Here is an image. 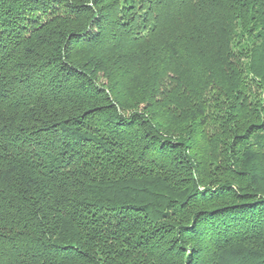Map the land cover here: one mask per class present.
I'll use <instances>...</instances> for the list:
<instances>
[{"label": "trees", "instance_id": "16d2710c", "mask_svg": "<svg viewBox=\"0 0 264 264\" xmlns=\"http://www.w3.org/2000/svg\"><path fill=\"white\" fill-rule=\"evenodd\" d=\"M0 264H264V0H0Z\"/></svg>", "mask_w": 264, "mask_h": 264}, {"label": "rangeland", "instance_id": "374dc122", "mask_svg": "<svg viewBox=\"0 0 264 264\" xmlns=\"http://www.w3.org/2000/svg\"><path fill=\"white\" fill-rule=\"evenodd\" d=\"M100 80V79H99Z\"/></svg>", "mask_w": 264, "mask_h": 264}]
</instances>
